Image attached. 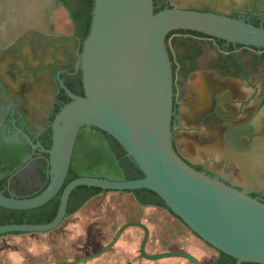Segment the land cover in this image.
I'll return each mask as SVG.
<instances>
[{
	"label": "water",
	"instance_id": "water-1",
	"mask_svg": "<svg viewBox=\"0 0 264 264\" xmlns=\"http://www.w3.org/2000/svg\"><path fill=\"white\" fill-rule=\"evenodd\" d=\"M178 30L196 32L234 46L264 49V27L240 18L180 7L155 13L154 0H94L90 30L81 55L85 95L77 97L69 92L72 101L52 124V145L44 151L48 156V167L43 172L49 178L47 186L31 198L0 193L1 208L28 211L43 207L63 190L57 214L46 224L0 226L3 242L8 235L65 233V225L70 223L69 199L78 187L120 193L146 189L155 193L166 209L198 238L235 259L236 264H264V203L249 194L264 193V136L244 138L233 131L226 138L227 145L238 152L229 156L247 173L245 177L251 187L229 185L218 176L191 166L184 143L193 127H186L185 122L183 126H175V106L181 101L175 99L173 62L166 44L168 34ZM263 99L264 93H256L241 104L252 103L255 117ZM217 102L226 108L234 104L233 99L221 97ZM87 126L96 127L118 141L143 178L110 180L83 176L64 187L78 136ZM263 134L264 119L260 136ZM211 140L221 148L220 153L214 149L207 155L211 162L223 166L226 140L223 137ZM137 225L145 231L140 249L144 258L178 257L201 264L186 252L147 254L149 231L143 224Z\"/></svg>",
	"mask_w": 264,
	"mask_h": 264
},
{
	"label": "flooded vegetation",
	"instance_id": "flooded-vegetation-1",
	"mask_svg": "<svg viewBox=\"0 0 264 264\" xmlns=\"http://www.w3.org/2000/svg\"><path fill=\"white\" fill-rule=\"evenodd\" d=\"M162 1L165 6L177 7L171 0ZM189 2L199 3L198 0ZM200 4L204 9H188L222 13L264 27V0H205ZM88 15L85 0H0V193L7 197L31 198L47 186L45 183L49 178L43 172L48 167V156L44 151L52 145V124L57 114L72 101L69 92L77 97L85 95L81 55L91 25ZM181 37L186 41L185 49L177 47ZM173 40L176 55L186 58L174 76L175 99L180 98L181 101L175 106V126H183V110L188 104L191 83L200 72H204L203 95L197 103H204L206 115L210 114L213 105L218 104L217 98L225 91H229V99L239 97L232 84L226 87L225 82L214 79L215 74L231 81L240 78L246 83H251L256 76L263 78L253 86L255 92L243 99L244 102L256 93H264V49L234 46L196 32L174 33ZM247 106L251 107L245 110L244 118L253 121L264 107V99L255 117L252 115V103ZM106 135L93 126L81 130L74 149L75 159L72 160L78 175L110 180L143 178L127 154L121 157V161L120 158L116 160V152ZM263 136L259 132L257 138ZM211 139L190 135L184 143L187 160L198 171L218 176L227 184L242 188L236 183L243 181L239 163L229 166L226 138L223 166L211 162L204 149L207 144L215 143ZM87 167H91V171ZM107 192L113 191L104 193ZM89 194L81 193L75 199L74 204L90 197L78 212L90 200L102 195ZM249 194L264 203V193L251 191ZM7 210L0 207V226L14 221L9 218ZM3 244L6 248V242Z\"/></svg>",
	"mask_w": 264,
	"mask_h": 264
},
{
	"label": "rangeland",
	"instance_id": "rangeland-1",
	"mask_svg": "<svg viewBox=\"0 0 264 264\" xmlns=\"http://www.w3.org/2000/svg\"><path fill=\"white\" fill-rule=\"evenodd\" d=\"M203 1L205 0H198L199 3H190L189 0H171L172 4L177 7H199L200 9H204L203 5L200 4ZM76 217L82 220L83 226L81 227L85 233L83 244L81 243L82 246L79 247L80 251L83 252L81 256L86 258L89 255L98 257L96 264H131L133 261L143 262V259H146L140 254L141 245L145 237L144 231L138 230V234H129V237H127L128 244H132L134 247L130 257L126 255L127 253H123L124 249L120 245L114 248L117 238L121 234L120 230L124 227L126 229V225L133 222L144 224L150 231L146 244L148 250L145 248L146 253L149 255L176 251L186 252L196 257L201 264H210L219 256L217 250L198 238L167 209L141 206L131 194L113 191L99 195L86 203L79 212L70 216L69 220L72 221ZM133 229H136V227H133ZM50 233L51 235H48L50 244L56 242V240L58 243L61 240V237L56 236L55 232ZM37 235L41 237L40 233L22 235L23 239L20 238L22 237L21 235H8L5 237L6 248L0 237V264H14L9 258V251L18 250L25 239L31 241V237H37ZM52 236L56 240L53 241ZM41 241L38 240V242ZM43 242L45 244L47 240ZM64 242L68 241L64 240ZM106 248L109 250L105 257L103 255ZM60 250L59 253H64L62 250L60 252ZM118 253H123L124 255L118 257ZM28 255L25 257L26 261L24 264H41L40 259H31ZM166 259L168 258L152 261H155V264L174 263V260L166 261ZM177 261L181 264H193L184 258H179Z\"/></svg>",
	"mask_w": 264,
	"mask_h": 264
},
{
	"label": "crops",
	"instance_id": "crops-1",
	"mask_svg": "<svg viewBox=\"0 0 264 264\" xmlns=\"http://www.w3.org/2000/svg\"><path fill=\"white\" fill-rule=\"evenodd\" d=\"M214 79H220L225 82V85L232 84L238 93V98L234 100V104H229V107L226 108V105L223 104H215L212 106V111L210 114L206 115V110L204 103L199 104L198 98L203 95V84H204V72H200L197 75L195 81L191 83V92L188 95V104L185 106L183 110L185 114L184 121L186 127H193L191 136H199L201 138H218L223 137L227 138V135L233 133V131L237 132L240 137L249 138L253 136L256 138L258 133L261 131L262 121L264 119V107L262 108L261 112L258 114L253 121H249V118H244L245 110L250 109L251 106H242L241 103H244L243 99L249 98L255 91L253 86H257V82L260 81L261 77L256 76L252 79V82L246 83L242 79L230 80L227 78H220L216 74L214 75ZM255 83V84H254ZM189 88V91H190ZM229 91H225L224 94L219 95L221 98H225L229 100ZM254 108V107H253ZM255 111V109H253ZM254 113V112H253ZM236 115V116H235ZM230 119V120H229ZM204 149L207 150L209 155L213 153L215 150L219 151L220 149L218 146H215V143L207 144L204 146ZM211 149V150H210ZM215 149V150H214ZM226 153L229 155H233V153H238L234 147L227 146ZM236 155V154H235ZM236 163V160L232 159L229 156V166L233 163ZM240 174L243 178L242 182L236 181L237 184L244 187H251L253 186L252 183H249L247 178L245 177L247 173L239 166ZM134 223V222H133ZM68 225V226H67ZM67 227H65V233H55L56 236H60L61 240L58 241L52 236V240H56V242L50 244V239L48 235H51L50 232L47 233H40L41 237L37 235L31 237V241L24 240L21 243L18 250L9 251L10 259L13 261L14 264H24L26 261V256H30L31 259L38 258L41 261V264H96L97 258L96 256L92 257L89 255L88 258L85 256H81V252L79 247L83 244V236L85 235L84 231H82V220L76 217L74 220L68 223ZM144 225V224H143ZM136 227V229H133ZM125 229V227L123 228ZM120 230L121 234L119 238H117L116 244L114 248H117L118 245L124 249L123 253L130 257V253H132V249L134 247L132 244H128L127 237L129 234H138V230L144 231L141 227L128 224L126 225V229L123 231ZM148 229V228H147ZM123 231V232H122ZM149 231V229H148ZM152 231V230H151ZM145 234V232H144ZM150 234V231H149ZM20 236V235H19ZM22 236V235H21ZM23 239V236L20 237ZM149 239V238H148ZM38 240H42L38 242ZM45 244H43V241ZM68 241V242H64ZM148 241V240H147ZM64 242V243H63ZM56 243V244H55ZM82 243V244H81ZM147 244V243H146ZM54 248V249H53ZM145 248L148 250V246L145 245ZM62 250L64 253H59V250ZM60 250V252H61ZM109 249H104V255L107 256V251ZM123 253H118L117 256L124 255ZM129 253V254H128ZM105 256V257H106ZM76 258V259H75ZM176 260H175V259ZM178 257L168 258L167 260H174L173 264H181L178 262ZM143 262L133 261L131 264H155V261L143 259Z\"/></svg>",
	"mask_w": 264,
	"mask_h": 264
},
{
	"label": "trees",
	"instance_id": "trees-1",
	"mask_svg": "<svg viewBox=\"0 0 264 264\" xmlns=\"http://www.w3.org/2000/svg\"><path fill=\"white\" fill-rule=\"evenodd\" d=\"M85 3L87 5V9H88V16H89V24H91V20H92V11L94 8V0H85ZM166 8H172L171 6H165L163 4L162 0H154V11L155 13L162 11ZM174 33H179V34H187V33H194L191 31H183V30H178L175 32H171L170 34H168L167 38H166V44L169 50V55L171 58V61L173 62V73L174 76L176 74H178V69L180 68V66H183L186 62V58L183 57L182 55H176L175 51H176V47L174 46V40L172 42V35ZM199 34V33H196ZM204 36L203 34H199ZM178 47H181L183 49L186 48V41L183 37L180 38V41H178ZM175 48V50H174ZM185 77L187 76V73L184 75ZM110 138L111 142H112V147L113 150L116 152V160L121 161L123 157V155H126V151L125 149L118 143V141H116L113 137H111L110 135H106ZM82 138V135L79 137V139ZM129 157V156H128ZM118 158V159H117ZM130 158V157H129ZM75 159V155L73 156V159ZM130 160H132L130 158ZM131 164L133 165L134 169L143 175V173L138 169V167L135 165V163L131 162ZM88 171H91V167H87L86 168ZM117 169V166H116ZM80 176L78 175V172L76 171L75 167L73 165H71L67 180L64 184V187L71 182L74 179L79 178ZM135 177L131 178H127V180H135ZM63 187V188H64ZM62 191L55 197L53 198L49 203H47L46 205H44L41 208L38 209H34V210H28V211H14V210H7V212H9L10 216L12 219H14L12 224H46V223H50L56 216L57 211H58V207H59V203H60V196L62 194ZM89 192V196H93V195H99L102 194L106 191H103L102 189L99 188H94V187H87V186H81L76 188L69 199V204H68V209L67 212L69 214V216L74 215L76 212H78L79 208L88 200V198H84L81 199L80 201H78V203H75V199H77L81 193H87ZM126 193H131L133 194L140 202V204L142 205H147V204H152L155 205L157 207H165V204L163 203V201L152 191L146 190V189H139V190H133V191H127ZM144 198H150V200H145ZM3 223H6L3 222ZM18 235V234H15ZM213 264H236V260L233 259L232 257H229L223 253H220V258L217 259Z\"/></svg>",
	"mask_w": 264,
	"mask_h": 264
}]
</instances>
